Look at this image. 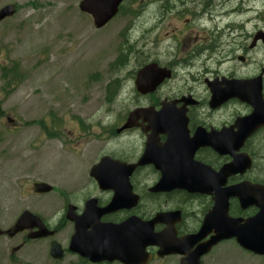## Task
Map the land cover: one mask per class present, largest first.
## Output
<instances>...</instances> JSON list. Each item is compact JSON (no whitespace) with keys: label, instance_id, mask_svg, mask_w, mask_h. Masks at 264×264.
<instances>
[{"label":"flooded vegetation","instance_id":"1","mask_svg":"<svg viewBox=\"0 0 264 264\" xmlns=\"http://www.w3.org/2000/svg\"><path fill=\"white\" fill-rule=\"evenodd\" d=\"M178 1L200 9L180 29L156 30V18L139 35L136 106L109 124L87 180L58 192L50 216L43 205L31 212L27 193L10 223L0 213V264H216L220 245L239 247L225 240L202 253L213 234L199 232L214 210L243 220L259 212L242 206L239 186L264 188V0ZM149 67V87L139 78L137 90ZM35 183L33 197L45 196ZM24 212L41 224L15 231Z\"/></svg>","mask_w":264,"mask_h":264},{"label":"rangeland","instance_id":"2","mask_svg":"<svg viewBox=\"0 0 264 264\" xmlns=\"http://www.w3.org/2000/svg\"><path fill=\"white\" fill-rule=\"evenodd\" d=\"M80 1L0 0V9L15 10L0 22V213L7 223L15 202L23 203L21 193L31 212L43 205L50 216L58 192L87 180L109 124L135 108L131 79L138 59L136 52L127 55L118 68L122 44L127 40L136 50L139 35L154 29L156 18V30L168 32L180 29L187 11L200 9L178 0H126L123 13L95 29L79 11ZM15 63L19 76L3 80L1 68ZM38 181L53 192L33 197ZM214 257L216 264H264L230 242Z\"/></svg>","mask_w":264,"mask_h":264},{"label":"water","instance_id":"3","mask_svg":"<svg viewBox=\"0 0 264 264\" xmlns=\"http://www.w3.org/2000/svg\"><path fill=\"white\" fill-rule=\"evenodd\" d=\"M124 0H81L78 4V9L81 13L88 15L95 29H100L109 23L119 12V8ZM15 10L11 5L5 6L0 9V22L5 18L11 17ZM152 67L147 68L144 71V75L137 74L134 81L137 90L139 84V78L143 82L144 86L149 87L148 71L152 70ZM159 80L153 81L152 88L163 78V75L159 76ZM139 110L136 109L130 115L129 120H133ZM103 161V160H102ZM100 165H103L102 163ZM99 165V166H100ZM33 190L37 194H46L52 190V187L45 183H35ZM255 191V197H251L250 194ZM264 188L259 186H253L249 184H241L239 186V197L243 207H246L248 203H253L259 212L255 217L248 219H234L228 216L226 207L223 212H216L215 210L208 215L202 229L199 232L200 236H205L208 233H212L211 239L201 246L202 253L208 252L217 243L225 240L234 239L237 245L244 251L250 252L254 255L264 256V205L262 204L261 192ZM236 194L237 191H235ZM28 222L35 224H41L39 218L29 212H24L18 219L15 227V231H21L27 227ZM150 235L145 231L143 235L138 238L139 244L143 241V245ZM135 238H133L127 228V246L132 248L135 245ZM57 245H52V248H56ZM130 255V254H129ZM135 259V258H133ZM133 259H129L127 264ZM138 261V260H137ZM136 261V263H137Z\"/></svg>","mask_w":264,"mask_h":264},{"label":"trees","instance_id":"4","mask_svg":"<svg viewBox=\"0 0 264 264\" xmlns=\"http://www.w3.org/2000/svg\"><path fill=\"white\" fill-rule=\"evenodd\" d=\"M123 12H124L123 6H121L119 13H123ZM127 14H129V13L127 12ZM124 40H126V39H124ZM121 47H122V50L120 49V52H119L120 58L118 60H116V62H115L118 68H120L122 65H125L124 58H125L126 54H128V53L132 54V53L136 52L134 46L132 44H129L127 42V40L122 44ZM17 70H18V66L16 63L14 65H12L8 70H6L5 68H1V78L5 81L9 80V77H8L9 74L11 75V77H13V75H14V77H17V76H19Z\"/></svg>","mask_w":264,"mask_h":264},{"label":"bare ground","instance_id":"5","mask_svg":"<svg viewBox=\"0 0 264 264\" xmlns=\"http://www.w3.org/2000/svg\"><path fill=\"white\" fill-rule=\"evenodd\" d=\"M124 61V60H123Z\"/></svg>","mask_w":264,"mask_h":264}]
</instances>
